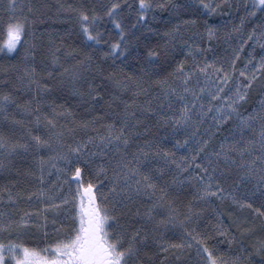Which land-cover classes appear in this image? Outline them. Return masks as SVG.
<instances>
[{
  "label": "snow or ice",
  "instance_id": "snow-or-ice-1",
  "mask_svg": "<svg viewBox=\"0 0 264 264\" xmlns=\"http://www.w3.org/2000/svg\"><path fill=\"white\" fill-rule=\"evenodd\" d=\"M193 3L194 0H186L185 3L165 0L154 6L151 0H139L133 29L137 25L145 27L149 14L155 21L156 9L168 10L170 15L176 17L177 23L163 33L159 29H147L157 35L163 44L148 50L140 62L138 74L117 79L114 73H110L106 77L112 82L114 90L105 102L107 107L112 109L116 102L117 106L123 107L119 112L111 113V123L95 127L98 120L105 118L100 115L81 125L84 129L90 128L94 135L67 143L65 132L56 130L54 121L47 117V126L52 130L48 139L32 135L29 130L25 143H14L0 134V154L7 156L14 155L18 150L39 152L42 148L55 146L56 154L48 162H65L67 170L56 169L58 178L61 172L67 176L68 171L72 177L63 182L69 185V189L62 197L50 195L49 190L42 186L28 196L29 200L33 196L39 199L42 207L35 215L44 221L45 227L48 215L54 217L51 221L56 233L54 239L48 240L47 246L42 249L15 243L11 239L7 243L0 240V264H142L141 254L146 255L145 249L150 246L158 247L159 252L164 254L159 264H170L169 254L175 257V264H253V256H259L260 264H264V55L259 61L254 56L257 44L264 49V22L254 26L246 39L242 34L246 19L256 15V8L264 13V0H252L254 10L241 16L240 25L225 34L226 41L232 38V33L243 40L238 48L232 50L231 71L223 66L216 67L215 62L203 66L196 62L195 67L186 71L183 60L167 71L177 47L181 51L187 49V54L192 55L193 45L189 41L193 37L186 38V34L188 26H194L197 22L194 19L180 20V14L192 8ZM227 6L231 8V4ZM25 7L28 14L33 12L31 3L9 0L8 20L0 32V51L18 52L22 45H27L24 68L17 80L23 91L31 94V98L21 104L17 102L18 97L11 93L0 94V113L5 114V119L8 107L15 105L25 116H34L36 124H40L44 95L54 90L41 83L45 77L56 81V89L69 88L81 100L87 95V100L93 106L103 100L99 91L101 85H93L103 75L104 69L93 61L92 55L81 56L76 49H70L64 52L62 59L60 48H50L51 66L42 61L43 75L38 73L34 63L37 45L25 39L30 34L33 21L28 14L17 15L18 12L23 13ZM127 7L131 12L132 5ZM196 7L212 15L221 4L214 7L213 0H198ZM245 7L247 9V4ZM72 10L78 11L77 23L85 39L100 45L102 34L97 31L100 17L95 13L89 17L83 10ZM121 11L120 4L112 3L105 13L121 36L120 43L112 44L109 51L102 54L105 59H113V64L118 58L127 61L131 57L140 61L139 52H133L135 46L127 43L119 15ZM216 31L215 27H207L208 38L212 39ZM249 42L253 51L248 52V60L237 77V60ZM253 63L255 67H252ZM165 72L167 75L162 77L161 74ZM200 76L204 78L202 85ZM193 78H197L198 87L189 86ZM85 82L88 84L87 93L78 87ZM230 82L235 85L234 88ZM153 85L159 86L158 93H153ZM257 85L259 99L250 109H246L244 105L249 103V93ZM128 93L131 98L125 100L124 96ZM140 97L145 98L143 103L139 102ZM149 115L155 117L157 125L169 130L168 134L174 141L171 148L164 147L165 138L149 135L151 127L145 122ZM14 123L22 125L24 121L16 120ZM68 132L70 134L72 130ZM181 136L182 140L179 138ZM180 149H187V154L178 157L176 152ZM197 160L200 162L197 163ZM82 162L87 166L94 165L98 179L96 184H83ZM45 163L41 159L40 185L45 182ZM73 164L76 165L74 170ZM6 166L5 159L0 158V169ZM52 166L55 167V164ZM101 176L112 185L109 189L110 203L108 196L97 195L104 186L99 182ZM229 177L232 178V188L226 191L221 186L220 178L227 180ZM72 183L77 184L75 190L71 188ZM190 190L191 200L181 213L178 201ZM211 197L221 201L230 200L238 213H228L230 223L227 225L217 217L213 229L216 236L224 237V240L210 246L215 236L196 230L194 221L199 219L201 213L194 208V203L207 202ZM12 199L9 193V200ZM137 205L140 207L129 215L132 207ZM31 215L24 213L19 221L9 218L6 223L0 222V232H8L11 236L13 225L17 229L25 227ZM61 216L70 220V227H55L57 218ZM3 217L4 213H0V218ZM125 217L127 222L121 223ZM170 225L174 229L179 227L180 232L176 236L179 242L163 239ZM44 235L47 239L49 234L45 232ZM246 239L251 242L246 244ZM225 242L229 245V252L234 243L238 246L235 254L220 253L219 245Z\"/></svg>",
  "mask_w": 264,
  "mask_h": 264
},
{
  "label": "trees",
  "instance_id": "trees-1",
  "mask_svg": "<svg viewBox=\"0 0 264 264\" xmlns=\"http://www.w3.org/2000/svg\"><path fill=\"white\" fill-rule=\"evenodd\" d=\"M9 0H0V32L3 31V24L8 20L7 5ZM24 2L31 3L33 6V12L28 14L25 7L24 12H18L17 15L28 14V18L33 21L30 34L25 36V39L37 45L35 66L38 73L42 76L41 62L51 66V55H49V49L60 48L59 55L63 59L65 51L70 49H76L81 56L88 54L92 55L93 61L96 64H100L104 69L103 75L98 77L93 86L101 85L99 91L100 95L104 97L103 100H99L94 106L87 100V95L81 100L80 97L71 93L69 88L59 90L55 88L56 81L49 80L46 77L41 80V83H46L50 88L54 90L44 95V101L41 108V122L39 125L35 122L34 116H25L19 109L12 105L7 109V119L5 114L0 113V134L8 137L11 142L25 143L28 140V131L31 130L32 135H40L42 138L48 139L50 132L52 131L50 126H47L48 119H52L56 124V130H63L65 132V140L67 143H74L76 140H85L88 135H94L91 129H84L81 125L85 121L91 120L93 117L104 115L103 120H98L95 127H99L101 124L111 123L112 112H119L122 109V105H118V102L113 105L112 109L107 107L106 101L109 100L110 94L114 91L112 82L106 79L110 73H114L117 79H122L128 74H138L140 62L143 61V57L147 54L149 49L158 48L163 44V41L155 35L153 32H149L147 29H159L161 33L171 28L177 19L175 16L170 15L168 10L156 9L155 15L157 19L153 21L149 14V19L145 27L137 25L135 29L132 28V24L136 21L135 8L138 7L139 0H24ZM153 5L164 3L165 0H151ZM175 3H185L186 0H173ZM207 2V0H206ZM112 3H118L121 5V13H119L124 30L126 33L127 43L130 46H135L133 52H139L140 61L129 57L127 61L123 58H118L113 64V59H105L103 53L109 51L112 44L120 43L121 36L118 29L115 28L111 20L105 15L107 9L111 7ZM196 3L198 0H194L193 7L187 12L181 11L180 20H196V24L189 25L187 29V36H192V40L189 41L193 45L192 55H188L187 49L180 50L176 48L172 53L174 60L171 67L167 71H171L180 61H185V70L188 71L192 67H195V63L199 62L201 66L206 63L215 62L216 67L223 66L225 70L231 71V60L233 56V48H238L240 43L243 42L240 36L236 33H232L230 40L225 39L226 33H231L234 26L240 25L241 16H246L247 13H251L254 9L251 7L252 0H213V6L221 4V7L212 15H208L203 10L197 9ZM231 4V8L227 5ZM240 7L237 8L236 5ZM247 4V9L245 5ZM127 5H132L130 12ZM63 6V7H61ZM71 6V7H69ZM86 11L89 17L95 13L100 19L97 22V31L102 34V42L100 45H95L91 41H87L79 30L77 23L78 11ZM256 15L249 16L242 29L243 39L247 38L249 32L253 27L264 22V13L259 8L255 9ZM230 13V14H229ZM215 27L217 29L212 39L208 38L206 28ZM195 34V35H194ZM2 38V37H0ZM25 47L22 45L18 52L9 53L7 50L0 51V94L11 93L18 97V103L23 104L27 99L31 98V94L23 91L17 77L22 75L24 68V55ZM123 47V45H122ZM198 49H203L200 51ZM253 51L252 43L249 42L244 46V50L241 53V57L236 63L235 76L239 77V71L243 69L245 62L248 60V52ZM264 55V49H261L257 44L254 49L255 60L259 61L260 57ZM163 60V54L161 56ZM71 63V61H69ZM252 67H255L253 63ZM211 71V69H209ZM167 72L162 73L161 76H166ZM155 79V77H153ZM197 78H193L190 87H198L196 83ZM243 79V78H241ZM201 85L204 78L199 77ZM171 82V81H170ZM231 84V82H230ZM173 86H176L175 84ZM234 88L235 85L231 84ZM81 87V90L87 93L88 84L85 82ZM19 89V90H18ZM153 93L159 92V86L153 85ZM131 94L128 93L124 96L125 100H129ZM259 99V88L254 87L249 93V103L244 105L246 109H250L251 106ZM144 97L139 98V102L143 103ZM156 106V102H153V107ZM35 107V105H33ZM55 109V112L53 111ZM16 120H23L22 125L14 123ZM146 124L151 127L149 135H155L158 138H165L164 147L171 148L174 141L170 137L169 130L156 124L155 117L151 115L146 119ZM228 127H231L229 125ZM72 132L69 134L68 130ZM101 131H103L101 129ZM225 134L227 129L224 130ZM181 140L183 137H179ZM222 138V137H220ZM219 139V138H218ZM55 146L51 149L42 148L39 152H34L29 149L28 152L18 150L12 156L6 154H0V158L5 159L6 167L0 169V191L2 188H8L11 192L14 191V187L22 192H29L28 190L34 184V172L37 158H47L48 151L51 152ZM187 154V149H180L176 152V155L183 156ZM10 161V163H9ZM36 161V163H35ZM97 161L96 163H98ZM200 161L197 160V163ZM35 165V166H34ZM83 168V182L88 184L89 182L96 184L98 182L97 176L93 166L80 165ZM76 167L72 165V169ZM198 171V170H197ZM217 176L219 174L217 173ZM99 182L103 183V187H112L103 176L99 177ZM221 186L226 191L232 188V178L224 180L220 178ZM215 191V188L212 189ZM100 191V189H99ZM24 192V193H25ZM191 200V190L186 195H183L178 204L180 206L181 213L186 210V205ZM139 205L132 207V213L136 212V208ZM142 208V207H141ZM194 208L200 211V217L194 221L196 230L205 234H212L215 236V240L210 242L212 244L218 241L224 240V237L216 236L213 225L217 222V217L224 221L227 225L230 223L228 213L236 215L238 210L234 208L230 200H218L216 197H211L207 202H196ZM223 213L222 215H220ZM119 214V213H117ZM121 223L127 222V217L121 219ZM234 231V229H233ZM259 235V233H258ZM239 239V235L237 234ZM250 240L245 241L246 244L250 243ZM220 253L233 255L238 246L234 243L232 251L229 252V245L225 242L219 245ZM146 255L142 253V264H156L157 255L150 247L145 249ZM218 253V254H220ZM155 254V255H154ZM151 257V260L149 258ZM260 257L253 256V264H260Z\"/></svg>",
  "mask_w": 264,
  "mask_h": 264
},
{
  "label": "rangeland",
  "instance_id": "rangeland-1",
  "mask_svg": "<svg viewBox=\"0 0 264 264\" xmlns=\"http://www.w3.org/2000/svg\"><path fill=\"white\" fill-rule=\"evenodd\" d=\"M48 149L49 148H47V150ZM55 154H56V149L54 148L51 152L48 151L47 158L45 157L42 158L41 156L37 158L38 163L36 164L35 172H34V179H33L34 184L28 190L29 192L24 191L25 192L24 193L18 189L19 187H14L13 192H11L7 187L2 188V190L0 191V213H4V217L0 218V222L6 223L7 219L9 218L12 219L13 221H19L20 217L24 213H32L25 227L17 229L15 228V225H13V228L11 229L12 231L11 236H9L8 232H0V240H2L3 242L7 243L8 240L11 239L15 243H23L25 246L28 247H35L37 249H42L47 246L48 240L54 239L56 233L53 231V226L51 223L54 217L51 214L48 215V224L45 227L44 221L35 215V212L42 207L39 199L36 196H33L31 200H29L28 196L29 193L36 192L41 186L44 187L46 190H49L50 195H61L62 197L63 194H67L69 185L63 182L65 181V179H69V177L71 176V172L68 171L67 176L65 175L64 172H61L58 178L56 169L61 168L67 170V165L63 161H52L49 163L48 162L49 158L55 156ZM41 159H43L46 162L44 165V172H43L45 177V182L43 185H40V183L38 182V177L41 174L40 172ZM53 163L55 164V167L52 166ZM71 188L75 190L77 188V184L72 183ZM110 188L108 187H104L103 189L100 188V191L97 192V195L103 194L105 196H108L109 203L111 202V196L109 195ZM9 193H11L13 197L12 200H9ZM141 211H143V208H141ZM70 224H71L70 220H65L63 216H61L57 218V223L55 227L65 229L67 227H70ZM131 230H134V228ZM45 232L49 234L47 239L45 238L44 235ZM179 232H180L179 227H176L174 229L170 225L168 230L164 233L163 239L168 242H179V240L176 238ZM150 248L155 251L157 255L156 264H159L164 254L159 252L158 247L150 246ZM41 255H44V253H41ZM168 259L170 264H175L174 256L169 254ZM11 264H14V262H11Z\"/></svg>",
  "mask_w": 264,
  "mask_h": 264
},
{
  "label": "water",
  "instance_id": "water-1",
  "mask_svg": "<svg viewBox=\"0 0 264 264\" xmlns=\"http://www.w3.org/2000/svg\"><path fill=\"white\" fill-rule=\"evenodd\" d=\"M70 178H72V177H70Z\"/></svg>",
  "mask_w": 264,
  "mask_h": 264
}]
</instances>
